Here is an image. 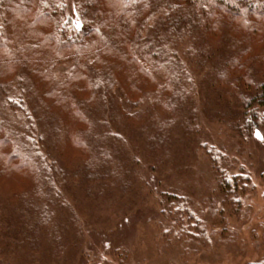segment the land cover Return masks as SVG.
<instances>
[{"label":"rangeland","instance_id":"1","mask_svg":"<svg viewBox=\"0 0 264 264\" xmlns=\"http://www.w3.org/2000/svg\"><path fill=\"white\" fill-rule=\"evenodd\" d=\"M82 2L63 0L59 13L78 18L73 12ZM156 21L144 25L143 38L153 36ZM262 30L249 32L246 60L260 57ZM187 34L184 41L162 34L164 60L181 77L165 106H158L159 89L140 105L127 103V73L115 75L117 84L110 73L100 80L90 74L94 97L75 92L90 128L68 112L59 123L49 118L43 82L18 64L0 67V121L22 154L45 170L0 175V264H264V106L246 110L228 81L212 85L220 56L229 54L222 46H231L229 31L210 39L211 47L193 30ZM72 67L56 63L49 74L63 83ZM254 72L245 96L262 95L264 67L256 64ZM251 111L256 121L246 132L244 113ZM7 149L0 146V154ZM222 174L240 176L236 188L226 192Z\"/></svg>","mask_w":264,"mask_h":264},{"label":"trees","instance_id":"2","mask_svg":"<svg viewBox=\"0 0 264 264\" xmlns=\"http://www.w3.org/2000/svg\"><path fill=\"white\" fill-rule=\"evenodd\" d=\"M57 1L61 3L55 5ZM62 1L46 0L43 4V0H0V35L3 39L0 48H5V57L0 56V67L8 63L18 64L24 73L43 82L40 94L46 99H42L46 102L44 112L57 123L68 112L71 117L80 121L81 128H90L89 120L81 112L82 99L75 95L76 92L94 97L95 94L91 95L90 74H95L97 80H100L110 73L116 83L115 75L127 73L128 87L120 85L127 103L140 105L147 93L159 89L158 106H165L164 98L171 89L172 82L181 77L180 70L175 68L174 73L170 68V61L164 60V31L171 35L177 33L180 35L179 39L184 41L189 35L187 32L193 30L201 36L200 44L210 47L214 46L210 39L222 37L224 29L229 31L232 35L231 46L222 45L229 54L225 56L223 52L220 56L224 59L223 66L214 75L212 85L219 89L228 81V85L236 93L234 99L241 101L240 105L246 110L264 106L263 85L262 95L243 94L247 92L243 86L252 84L251 74L255 75L256 64L264 67V49L258 57L260 61L254 54L249 55L250 59L246 60L251 51L252 38L249 32H256L264 27V0H83L82 3L75 4L73 14L79 11L76 14L78 18L59 13L65 8ZM103 2L108 4L106 10L101 5ZM55 18H62L61 26H56ZM151 19L157 20L153 36L143 38L144 25ZM17 20H20L22 27L17 26ZM47 27L52 28L51 32L48 33ZM243 30L248 34L243 33ZM239 31L243 34L239 33L235 37L233 33ZM191 46L187 45V48ZM207 54L212 56L214 51ZM176 55L172 53L170 57L176 59ZM66 62L73 64L72 72L63 83H59L49 73H52L56 63L59 65ZM69 83L75 85V88L68 87ZM238 84H241V88H238ZM161 85H164L163 88ZM7 104L12 108L20 107L12 100H8ZM119 113L122 117H131L124 110L119 109ZM139 115H142L141 112ZM255 115L253 111L244 113L243 129L246 132L251 119L256 121ZM82 119L86 120L85 123ZM85 132L87 131L81 134ZM8 134L0 121V146L9 147L0 154V160L5 162L0 175L8 169L27 172V175H30L29 172L38 174L37 167L40 165L22 154ZM74 143L79 145V140L76 138ZM210 153L213 154V163L218 164L215 152ZM214 168H217L216 165ZM41 170L45 171L43 167L39 171ZM238 180V175L226 178L222 174L223 189L229 192L232 185L236 188Z\"/></svg>","mask_w":264,"mask_h":264}]
</instances>
